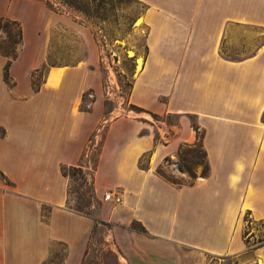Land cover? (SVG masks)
Wrapping results in <instances>:
<instances>
[{
	"label": "crops",
	"instance_id": "0c3cea01",
	"mask_svg": "<svg viewBox=\"0 0 264 264\" xmlns=\"http://www.w3.org/2000/svg\"><path fill=\"white\" fill-rule=\"evenodd\" d=\"M135 1L145 53L128 95L134 112L103 124L93 32L46 0H0V17L22 30L11 86L0 56V173L9 184L0 176V264H45L55 242L63 264H81L94 219L126 237V247L116 234L114 242L128 264H264V244L247 226L264 224V0ZM57 30L75 35L81 57L50 67L34 91ZM197 143L206 175L182 186L156 173ZM63 168H80L96 195L121 203L104 201L93 217L68 210Z\"/></svg>",
	"mask_w": 264,
	"mask_h": 264
},
{
	"label": "rangeland",
	"instance_id": "374dc122",
	"mask_svg": "<svg viewBox=\"0 0 264 264\" xmlns=\"http://www.w3.org/2000/svg\"><path fill=\"white\" fill-rule=\"evenodd\" d=\"M46 3L51 9L67 14L88 27L96 38L100 53L99 71L105 108L103 124L116 117L132 115L134 109L128 105V95L133 79L142 68L145 53V31L141 30L140 21L143 6L135 0H46ZM13 35H16L14 30ZM74 36L58 30L55 32V46L51 56L32 76V83L35 86H39L45 80L50 67L74 63L81 57L80 54L76 55L80 49ZM5 42H7L5 35L0 32V46ZM160 120L174 122L170 117L152 118V121ZM200 136L201 133L198 132V137ZM87 151V160L93 169L98 145L94 149L88 148ZM147 162L148 157L145 156L140 166L146 168ZM64 173L70 178L67 209L79 215L93 217L104 202V198L95 194L90 179L85 177L80 168H65ZM156 173L174 185H190L201 175L207 174L204 153L198 143L191 148L182 147L179 156L176 159L165 160L157 167ZM1 180L3 184L9 185L4 179ZM109 204L115 205L113 202ZM50 210L49 206L42 207L43 220L47 219ZM247 219L250 231L254 229L258 231L254 243L264 244V224ZM94 222L81 264H128V260L114 242L116 234L125 245L126 237H123L122 232L115 225L95 219ZM131 229L135 232L143 231L134 222ZM246 233L249 236L250 232ZM65 257L64 245L50 243L45 264H63Z\"/></svg>",
	"mask_w": 264,
	"mask_h": 264
},
{
	"label": "trees",
	"instance_id": "16d2710c",
	"mask_svg": "<svg viewBox=\"0 0 264 264\" xmlns=\"http://www.w3.org/2000/svg\"><path fill=\"white\" fill-rule=\"evenodd\" d=\"M12 30L16 31L15 36L14 35L12 36ZM0 32L3 33L5 35V38L7 39V42H5L3 46L2 45L0 46V56L7 58V62L3 70V78L5 83L8 86H11L8 69L10 63L16 58L18 51L21 47L22 30H21V26L16 21H12L0 17ZM39 86H35V84L32 83V87L34 91H37ZM194 129L195 131H197L196 127H194ZM4 135H5V130L2 127H0V137H3ZM64 169L65 168L61 169V171L65 175ZM0 176L5 180L4 176L1 173Z\"/></svg>",
	"mask_w": 264,
	"mask_h": 264
},
{
	"label": "built area",
	"instance_id": "2783aa9c",
	"mask_svg": "<svg viewBox=\"0 0 264 264\" xmlns=\"http://www.w3.org/2000/svg\"><path fill=\"white\" fill-rule=\"evenodd\" d=\"M156 122V121H155ZM104 201L113 202L115 204L121 203V198L118 194L106 193L104 195ZM209 264H220L219 260H212Z\"/></svg>",
	"mask_w": 264,
	"mask_h": 264
},
{
	"label": "bare ground",
	"instance_id": "6f19581e",
	"mask_svg": "<svg viewBox=\"0 0 264 264\" xmlns=\"http://www.w3.org/2000/svg\"><path fill=\"white\" fill-rule=\"evenodd\" d=\"M138 62H139V60H138Z\"/></svg>",
	"mask_w": 264,
	"mask_h": 264
}]
</instances>
